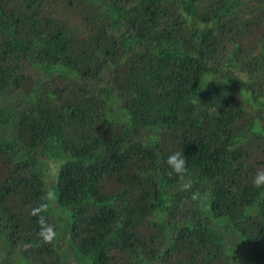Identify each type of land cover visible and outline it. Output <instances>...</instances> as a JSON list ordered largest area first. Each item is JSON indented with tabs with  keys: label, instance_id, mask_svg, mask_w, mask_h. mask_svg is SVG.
<instances>
[{
	"label": "trees",
	"instance_id": "16d2710c",
	"mask_svg": "<svg viewBox=\"0 0 264 264\" xmlns=\"http://www.w3.org/2000/svg\"><path fill=\"white\" fill-rule=\"evenodd\" d=\"M50 163L79 264H264V0H0V264Z\"/></svg>",
	"mask_w": 264,
	"mask_h": 264
},
{
	"label": "rangeland",
	"instance_id": "374dc122",
	"mask_svg": "<svg viewBox=\"0 0 264 264\" xmlns=\"http://www.w3.org/2000/svg\"><path fill=\"white\" fill-rule=\"evenodd\" d=\"M55 165L50 163V174L46 182L47 197L50 204V217L56 225L55 232V245L62 251V257L68 259L70 263L78 262L77 257L73 254L71 249L66 245L68 226H69V213L65 208L60 207L56 202V189L55 184L51 182L54 176ZM67 256V257H66ZM81 264V262H80Z\"/></svg>",
	"mask_w": 264,
	"mask_h": 264
}]
</instances>
